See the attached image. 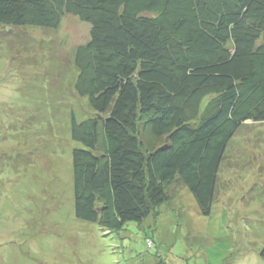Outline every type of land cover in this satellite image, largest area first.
I'll return each instance as SVG.
<instances>
[{
	"label": "trees",
	"instance_id": "1",
	"mask_svg": "<svg viewBox=\"0 0 264 264\" xmlns=\"http://www.w3.org/2000/svg\"><path fill=\"white\" fill-rule=\"evenodd\" d=\"M66 15L91 25L74 53L93 111L72 116L76 217L120 231L175 182L210 215L230 141L264 122V0H0L6 26L54 30ZM144 125L164 141L145 150Z\"/></svg>",
	"mask_w": 264,
	"mask_h": 264
},
{
	"label": "rangeland",
	"instance_id": "2",
	"mask_svg": "<svg viewBox=\"0 0 264 264\" xmlns=\"http://www.w3.org/2000/svg\"><path fill=\"white\" fill-rule=\"evenodd\" d=\"M90 29L74 15L54 30L0 24V264H264V122L230 141L210 215L175 182L171 202L120 231L76 217L72 116L93 111L74 53ZM141 131L145 150L164 141Z\"/></svg>",
	"mask_w": 264,
	"mask_h": 264
},
{
	"label": "clouds",
	"instance_id": "3",
	"mask_svg": "<svg viewBox=\"0 0 264 264\" xmlns=\"http://www.w3.org/2000/svg\"><path fill=\"white\" fill-rule=\"evenodd\" d=\"M249 121H251V120H249Z\"/></svg>",
	"mask_w": 264,
	"mask_h": 264
},
{
	"label": "crops",
	"instance_id": "4",
	"mask_svg": "<svg viewBox=\"0 0 264 264\" xmlns=\"http://www.w3.org/2000/svg\"><path fill=\"white\" fill-rule=\"evenodd\" d=\"M248 122V121H247Z\"/></svg>",
	"mask_w": 264,
	"mask_h": 264
}]
</instances>
